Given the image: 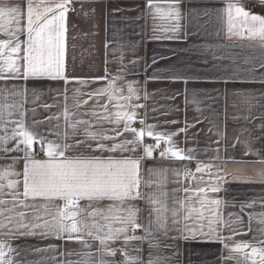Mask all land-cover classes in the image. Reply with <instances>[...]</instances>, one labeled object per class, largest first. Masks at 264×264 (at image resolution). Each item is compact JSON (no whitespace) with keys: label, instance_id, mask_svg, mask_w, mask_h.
Returning a JSON list of instances; mask_svg holds the SVG:
<instances>
[{"label":"crops","instance_id":"1","mask_svg":"<svg viewBox=\"0 0 264 264\" xmlns=\"http://www.w3.org/2000/svg\"><path fill=\"white\" fill-rule=\"evenodd\" d=\"M242 1L69 0L66 79L24 80L26 5L30 2L41 13L57 9L42 17V23L58 14L62 0H0V7L21 9L20 26L25 29L18 34L19 53L12 52L14 42L0 50V137H8L6 144L0 143L4 264H148L149 259L154 264H261L264 40L250 36V21L237 17L234 9L230 33L226 9L231 3L264 17V5L248 10ZM9 39L0 33V43ZM9 61L20 73L9 70ZM110 83L111 100L99 93ZM129 85L135 90L131 101L122 98L129 95ZM117 111L135 112L130 127L137 131L151 126L154 133L171 136L174 150L186 158L162 157L159 148L169 147L164 141L152 157L145 156L143 148L156 143L147 134L134 152L100 151L99 144L110 148L133 139L124 131L128 122H117ZM21 121L35 138L30 151L36 160L48 159L40 149L49 142L59 145L58 150L68 145L65 156L70 159L139 160L138 198L80 200L69 210L77 212L75 221L64 223L89 228L57 236L48 225L64 202L23 195L26 161L23 151H15L21 137L13 138ZM198 166L203 170L197 172ZM215 185L220 191L213 193ZM202 199L220 204L201 206ZM129 208L136 210L140 225L135 231L117 220ZM156 208L167 209V234L157 228ZM192 208L197 211L185 221ZM209 220L215 221L211 237L198 234L195 240H184L178 231L187 223L190 229L203 225L207 233ZM109 226L114 233L121 227L127 231L107 239ZM96 236L105 238V244Z\"/></svg>","mask_w":264,"mask_h":264},{"label":"snow or ice","instance_id":"2","mask_svg":"<svg viewBox=\"0 0 264 264\" xmlns=\"http://www.w3.org/2000/svg\"><path fill=\"white\" fill-rule=\"evenodd\" d=\"M69 0H62L58 5V14L53 16L51 19H44L41 23L42 17H46L48 13L55 12L57 9L44 8L43 13L39 9H34L32 4L29 2L26 5L27 8V24L26 33L27 40L25 41L26 47L24 48V55L22 57L23 72L20 78L27 80L28 78H49V79H66L65 72V39H66V15H67V3ZM264 3V0H260ZM151 7V5H149ZM233 9L237 17H243L245 22L251 23L248 31L251 37L259 36L261 40H264V17L251 14L239 5L229 4L226 11L229 18V31H232V18ZM172 15V13H169ZM175 17L179 18V11L176 10L174 13ZM23 12L18 7H0V33L5 36H9L10 39L4 43H0V50L8 47L10 43H15L12 48L13 53H19L21 51V41L19 39V33L25 29L21 28V18ZM34 24L36 26H34ZM15 25V31H12V26ZM258 25V27H257ZM176 31V28L171 29ZM9 70L15 73H20V68L15 67L14 61H9ZM83 83V81H80ZM100 94L108 95L109 100L114 97L113 84L110 83L108 88L100 89ZM127 97H122L128 101H131L135 95L134 88L128 86ZM120 107L119 105H117ZM67 115V113H65ZM117 122L120 119L126 120L128 123L124 125V131L131 132L133 135L132 140H125L121 144H114L110 148H106L103 144L98 145L100 151L115 152L117 150L124 151H135L139 147L147 134L148 137L153 138L156 143L143 148L144 154L147 157H152L153 152L160 147V142L164 141L169 147L161 152V156L167 158L169 154L171 157L183 160L186 157L178 150H174L171 142V136H165L163 134L154 133L151 126H146L145 129L137 131L135 128L130 127V123L133 121L135 112H116ZM2 116V114H0ZM20 123V131L13 133V138L17 135L21 137L18 141L15 151H23L24 159L26 161L23 171V195L25 198L31 196L32 198L42 197L48 200H60L63 201V208L57 212V216L54 218V223L48 225L49 229L53 231L57 236L61 233H79L89 228V225L84 224L83 227H78L76 222L69 225L65 224V220L75 221L77 215L76 211H69L70 209L76 208L80 200H101L104 198L110 200H117L124 202L126 200H134L138 198L139 192V179L138 169L139 160L137 159H70L65 156V151L68 145H65L62 150L59 145H53L47 143V147H42V151L47 157V160H36L32 149L35 138L32 133L24 130L23 122ZM141 123H143L141 121ZM109 137H105L108 139ZM115 139V137H111ZM8 137H0V143H7ZM39 143L43 145L45 142L40 140ZM24 145L21 149L19 145ZM131 145V147H129ZM7 151V149H5ZM203 169L197 167L196 171L200 172ZM264 176V172L260 173ZM13 184H9V187H13ZM201 192H206L205 189H200ZM213 193L219 192L220 188L215 185L211 188ZM201 206L206 204L219 205L220 201L216 199H202L200 200ZM167 209L156 208L155 212V223L158 229H163L167 234L168 218L164 214ZM197 209H189L188 215L185 216L187 221L193 212ZM203 216V212L199 213ZM172 216H177V211L173 210ZM117 220L126 226H131L132 230L135 231L140 225L137 223L136 210L129 208L127 216L124 218L117 217ZM174 224L179 223L178 219H173ZM215 223L213 220L208 221V232L205 233L203 225L197 228H189L187 223L184 224L183 229H178L182 232V238L184 240L197 238V235L211 237L215 231L212 228V224ZM39 226V225H37ZM2 227V225H0ZM93 228L96 225H92ZM127 227H121L115 230V233L109 226L107 233V239H115L118 234L125 233ZM89 236L92 235L91 231H87ZM71 238V236L69 237ZM96 239L100 240L101 245L105 244V238L96 236ZM3 245L0 244V249H3ZM236 250H241L239 247ZM257 253V249H253V254ZM114 255L113 251L110 253ZM4 252L0 251V264H4L3 261ZM261 264H264V252L260 253ZM10 264V262H9ZM148 264H154L149 259Z\"/></svg>","mask_w":264,"mask_h":264},{"label":"built area","instance_id":"3","mask_svg":"<svg viewBox=\"0 0 264 264\" xmlns=\"http://www.w3.org/2000/svg\"><path fill=\"white\" fill-rule=\"evenodd\" d=\"M242 4L244 7L248 10H257L260 6L264 5V3H261L260 0H243ZM164 151V146H161L159 148V152ZM117 257H123V254L121 251H116Z\"/></svg>","mask_w":264,"mask_h":264}]
</instances>
